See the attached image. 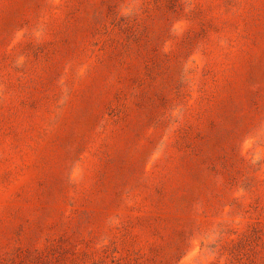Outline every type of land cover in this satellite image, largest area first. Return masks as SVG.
<instances>
[{
	"label": "rangeland",
	"instance_id": "374dc122",
	"mask_svg": "<svg viewBox=\"0 0 264 264\" xmlns=\"http://www.w3.org/2000/svg\"><path fill=\"white\" fill-rule=\"evenodd\" d=\"M0 264H264V0H0Z\"/></svg>",
	"mask_w": 264,
	"mask_h": 264
}]
</instances>
